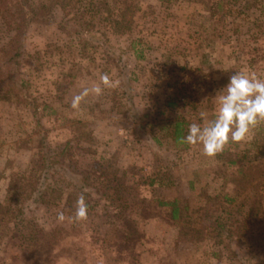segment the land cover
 I'll return each mask as SVG.
<instances>
[{"label": "rangeland", "instance_id": "obj_1", "mask_svg": "<svg viewBox=\"0 0 264 264\" xmlns=\"http://www.w3.org/2000/svg\"><path fill=\"white\" fill-rule=\"evenodd\" d=\"M139 1L130 32H114L100 17L83 37H69L56 24H31L15 74L28 89L22 101L0 100V203L6 202L11 175L28 171L44 136L50 153L59 155L68 171H88L101 161L107 172L119 175V195L138 232L131 228L125 241V231L114 235L119 236L117 249L132 257L130 264H264V207L240 237L227 238V213L216 209L213 199L206 203L207 196L233 188L229 154L209 157L201 146H176L170 137L175 118L187 130L189 124L201 123L200 111L211 113L214 95L236 71L264 77V0H228L235 11L209 20L215 31L200 27L205 21L198 14H208L207 0ZM53 14L57 21L66 19L58 6ZM85 18L90 20L88 14ZM11 36L0 21V47ZM252 46L259 55L255 62L247 52ZM12 71L13 65H0L3 78L9 79ZM105 74L116 86L103 85ZM95 86L102 89L100 95L90 91L78 108L71 106L75 95ZM171 100L175 105H167ZM256 132L222 151L251 149L252 159L260 146H249ZM254 157L262 158L259 153ZM151 179L155 183L150 186ZM246 192L252 195L253 188ZM173 199L180 206L175 220L170 208L157 204ZM99 200L95 194L85 198L94 207L87 208L84 219L76 218L77 199L71 205L64 198L55 206L27 204V223L9 224L0 239V264H36L20 251L26 226L38 234L63 228L61 235H69L65 241L83 246L93 264H111L107 244L115 238L107 235L113 234L112 217L106 201ZM218 221L225 224L224 231Z\"/></svg>", "mask_w": 264, "mask_h": 264}, {"label": "trees", "instance_id": "obj_2", "mask_svg": "<svg viewBox=\"0 0 264 264\" xmlns=\"http://www.w3.org/2000/svg\"><path fill=\"white\" fill-rule=\"evenodd\" d=\"M98 1L95 4V0H90L89 3L86 0V3L83 0H0L1 24L5 30L12 32L7 43L0 47V65L11 64L14 66V71L11 72L9 79L3 78L0 74V100L22 101V97L28 89V83L15 74L20 67L26 33L31 24H56L69 37H83L84 32L94 26L93 19L100 17L114 32L123 33L132 30L136 13L141 10V1ZM228 3V0H207L208 14H198L205 21L200 27L205 28L208 25L209 29L215 31L209 20H212L219 13L224 17L233 14L235 9ZM56 6L62 10L66 17L65 21H57L54 17L53 9ZM261 11H264V5L261 6ZM87 14L90 20H84ZM262 27L264 28V22ZM262 34L260 32V35ZM256 39L259 38L256 36ZM55 48L60 50L58 45ZM247 52L251 53L250 61L258 60V50L255 46L249 47ZM62 77L61 79H63ZM167 105H175V102L168 101ZM35 111L36 107L33 110L34 114H36ZM171 125L170 137H172L175 145L186 147L187 144L182 142V137L186 136L188 132L184 121L175 118ZM255 132L253 141L249 143V146L255 148L256 143L260 142V146L256 151H252V154L255 156L259 153L262 157L261 160L254 156L250 159L251 149L234 153L228 150L221 151L220 154L225 152L229 154L226 161L227 168L235 169L230 178L233 188L231 192L206 197V203H212L213 199L218 206L216 209L220 208L224 213H227V223L230 225L226 231L227 238L240 237L248 223L257 218L264 207V123L259 124L255 128ZM58 156H53L50 153L45 145L44 136H41L38 141L37 153L31 158L28 171L19 175H11L6 190V202L0 203V239L4 232L9 229V224L22 223L25 225L24 222L27 223L24 218V208L29 203H34L35 206H55L64 198L65 203L71 205V202L76 200L79 194L85 198H91V195L95 194L100 197L99 201H106L105 209L108 215L112 217L113 234L107 235V238L115 239L113 243L107 244L110 251L109 263H133L130 262L132 257L129 254L124 255L122 251L117 249V239L119 238L116 237L119 236L114 235L115 231H117L116 234H120L119 231H125L126 233H123L121 237L125 241L129 238L128 233L131 228L133 229V224L136 223L131 219L130 214H126L130 210L129 205L123 202L121 195H119V183L121 181L119 175L116 172L112 174L107 172L108 167L104 166L101 161L95 162L88 171L74 169L68 171L64 160ZM97 181L100 184L95 185L94 182ZM154 183L155 180L151 179L148 185L151 186ZM249 188H253L252 195L246 192ZM244 192L245 195L243 196L242 193ZM85 203L87 208L94 207L87 201ZM157 204L161 207L170 208L172 219L175 220L179 217L180 206L177 199L158 200ZM218 223L221 231H224L225 224L219 221ZM26 227L27 232L20 244V251L27 261H33L36 264H64L66 262L68 264H93V260L91 261L84 255L83 246H76L71 240L65 241L69 235L67 232L61 235L63 228H53L38 234L32 230L31 226ZM184 228L185 226H181V229ZM135 231L137 229H133L131 232L135 233ZM216 235L220 236L222 233L217 232ZM94 261L97 262V257L94 258Z\"/></svg>", "mask_w": 264, "mask_h": 264}, {"label": "clouds", "instance_id": "obj_3", "mask_svg": "<svg viewBox=\"0 0 264 264\" xmlns=\"http://www.w3.org/2000/svg\"><path fill=\"white\" fill-rule=\"evenodd\" d=\"M101 82L105 87H114L118 83L107 74L101 76ZM90 91L100 95L102 89L99 86L84 89L72 98L71 106L78 108ZM199 116L201 123L189 124L182 142L201 146L204 155L214 156L229 142L247 141L253 129L264 123V77L248 71H236L214 95L211 113L202 110ZM76 204V218H86L87 204L83 195L77 198ZM58 218L63 220V213H59Z\"/></svg>", "mask_w": 264, "mask_h": 264}]
</instances>
